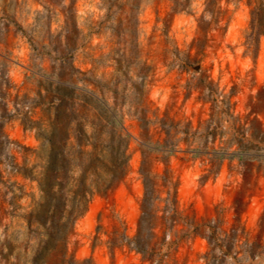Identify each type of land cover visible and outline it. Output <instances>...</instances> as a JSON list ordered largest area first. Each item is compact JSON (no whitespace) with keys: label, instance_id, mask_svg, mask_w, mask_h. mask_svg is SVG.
Instances as JSON below:
<instances>
[{"label":"rangeland","instance_id":"obj_1","mask_svg":"<svg viewBox=\"0 0 264 264\" xmlns=\"http://www.w3.org/2000/svg\"><path fill=\"white\" fill-rule=\"evenodd\" d=\"M183 1L187 7L181 10L174 0H0V264H32L40 240L27 216L41 190L24 172L42 170L37 133L44 107L58 104L60 82L88 88L92 73L102 81L121 76L117 60L123 48L134 47L126 42L131 38L139 57L128 56L141 62L122 71L133 79L143 67L150 74L145 95L136 98L138 108L124 107L130 168L93 197L69 239L68 257L140 262L132 245L111 241L138 233L145 175L158 174L177 187L157 177L156 195L176 192L180 209L194 210L209 224L203 235L180 244L179 264H207V253L211 264H264V35L260 44L247 43L258 0H214L211 6L210 0ZM188 53L199 60L186 63L176 55ZM209 95L217 99L215 106L203 99ZM229 100L232 107L224 103ZM145 114L189 129L168 140L174 148L182 138L176 151L142 146L166 137L155 124L143 127L139 118ZM239 146L244 158L213 164V148L233 152ZM195 148L209 153L194 156ZM146 230L143 223L144 235ZM157 233L162 235L160 227ZM157 245L164 251L169 239Z\"/></svg>","mask_w":264,"mask_h":264},{"label":"trees","instance_id":"obj_2","mask_svg":"<svg viewBox=\"0 0 264 264\" xmlns=\"http://www.w3.org/2000/svg\"><path fill=\"white\" fill-rule=\"evenodd\" d=\"M174 1L175 9L182 10L187 7L183 0ZM212 3L214 0H210L208 5H214ZM216 13V19L219 20L222 11L217 10ZM263 35L264 0H258L252 11L247 43L260 44ZM127 41L134 47L121 50V58L117 60L121 76L102 81L96 80L92 73L88 78V88L80 87L76 82L72 85L60 82L58 94L55 96L58 104L52 103L44 107V118L39 122L37 133L38 138L42 140L39 150L43 160L42 170L36 173L27 167L28 171L24 172L26 176L38 181L41 190V198L27 216L31 230L40 234L32 264H96L92 258H69L68 242L75 231L77 221L88 211L93 197L109 190L130 168L128 150L131 133L126 126L124 107L129 105V110L132 107L138 108L136 98L145 95L150 70L145 67L139 69L137 79L129 76L127 71H122L123 68L130 70V65L141 62L128 56L130 53L135 58L139 57L136 55L137 40L131 38L126 39ZM176 55L186 63L199 60L190 53L183 57ZM107 93H110V96H106ZM111 97L113 100H110ZM203 99L212 101L214 106L217 103V99L211 95ZM224 103L231 107L233 104L232 100ZM139 119L143 127L150 129L155 124L166 134L162 141L153 143L147 139L142 143L144 148L154 152L173 153L176 151L177 142L182 138L177 139L172 146L174 148L167 145L168 140L180 132L189 133L188 128L181 130L178 127L181 121H170L167 117L157 116L153 119L145 114ZM232 125L236 129L240 128L234 120ZM192 151L194 156L209 153L202 148ZM213 152V164L219 161L217 163L220 165L226 157L242 159L246 156L241 146L233 152L214 148ZM157 177L166 179V187H177V183H173L167 175H145L146 190L142 197V223L138 233L131 237L125 234L126 239L122 242L115 239L111 241L115 246L122 243L132 245L141 254V261L131 264H179L180 244L190 237L203 235L209 225L194 210L191 213L189 210L180 209L176 192L172 196L170 190H167L169 195L165 198L156 195L153 183ZM161 200L166 202L162 208L156 205V202ZM160 211L162 214H159ZM143 223L147 227L146 235L141 231ZM34 225L36 228H33ZM158 227L162 230V235L157 233ZM154 238H158L155 244L152 243ZM167 239L169 245L163 251L157 244L164 243ZM209 242L213 246L211 238ZM251 253L258 255L260 252ZM207 254V264H211Z\"/></svg>","mask_w":264,"mask_h":264}]
</instances>
